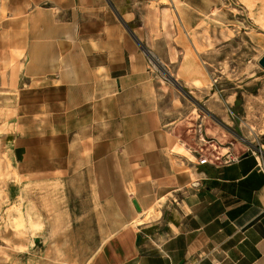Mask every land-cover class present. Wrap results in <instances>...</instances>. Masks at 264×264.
Listing matches in <instances>:
<instances>
[{
    "label": "crops",
    "instance_id": "crops-1",
    "mask_svg": "<svg viewBox=\"0 0 264 264\" xmlns=\"http://www.w3.org/2000/svg\"><path fill=\"white\" fill-rule=\"evenodd\" d=\"M161 1L0 0V94L14 95L0 126L26 137L11 157L65 164L30 174L94 176L97 228L109 226L87 264H264V162L234 138L243 117L227 113L242 100L243 114L264 117V70L252 66L221 102L195 41L229 30L176 21ZM140 44L204 95L207 113L150 75ZM197 134L215 140L197 145ZM229 152L238 159L225 163Z\"/></svg>",
    "mask_w": 264,
    "mask_h": 264
},
{
    "label": "rangeland",
    "instance_id": "rangeland-1",
    "mask_svg": "<svg viewBox=\"0 0 264 264\" xmlns=\"http://www.w3.org/2000/svg\"><path fill=\"white\" fill-rule=\"evenodd\" d=\"M117 2L124 4L125 0ZM160 3L171 10L176 21L184 20L194 26L199 20L201 28L220 31L223 26L229 30L227 40L217 36L214 41L207 39L204 46L195 41V52L213 65L214 76L209 84L219 91L221 102L223 97L236 92L238 80L251 81L247 77L252 66L264 70L258 64L264 57V0H163ZM127 31L130 33L129 29ZM139 47L146 54L148 72L158 83L169 87L199 116L207 113L204 95L185 88L175 77L173 68L153 49L143 44ZM205 48H209L208 53ZM191 49L189 46L192 53ZM13 99L11 91L0 94V105H12ZM250 99L248 105L252 106L253 99ZM240 105L242 100L237 112L227 111L229 117L236 118L238 113L243 117L239 133H232L246 152H253L264 143V117L259 119L257 113L247 116ZM196 128L200 133V125ZM13 130L6 124L0 126V264H87L104 240L105 226H109L102 224V230L97 228L96 218L104 208L98 206V192L90 186L94 176L30 174L35 170L45 172L56 168L59 171L65 164L61 157L41 161L36 157L37 151L28 152L22 159L12 158L14 139L26 138ZM213 140L214 136L202 138L197 134V145L206 146ZM210 149L216 152V147ZM58 154L61 156V151ZM233 157L237 156L229 152L222 160L226 162Z\"/></svg>",
    "mask_w": 264,
    "mask_h": 264
},
{
    "label": "built area",
    "instance_id": "built-area-1",
    "mask_svg": "<svg viewBox=\"0 0 264 264\" xmlns=\"http://www.w3.org/2000/svg\"><path fill=\"white\" fill-rule=\"evenodd\" d=\"M261 150V151H260ZM264 149H262L261 147H258V150H255L256 152H258V154L260 155V157L262 158L261 160L264 162ZM249 152H251V150H249ZM238 158L237 157H233V158H228L227 161L225 163H230V162H234L236 161Z\"/></svg>",
    "mask_w": 264,
    "mask_h": 264
},
{
    "label": "water",
    "instance_id": "water-1",
    "mask_svg": "<svg viewBox=\"0 0 264 264\" xmlns=\"http://www.w3.org/2000/svg\"><path fill=\"white\" fill-rule=\"evenodd\" d=\"M258 64H259V66H260L261 68L264 69V57H261V58H260V60L258 61ZM132 204L134 205V208H135L138 212H140V209H139V207L137 206L136 202L133 201Z\"/></svg>",
    "mask_w": 264,
    "mask_h": 264
}]
</instances>
